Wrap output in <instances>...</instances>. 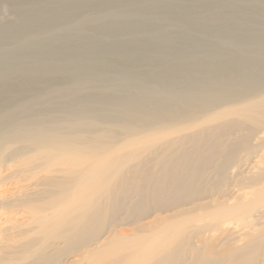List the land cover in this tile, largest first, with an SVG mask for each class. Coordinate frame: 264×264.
<instances>
[{"label":"bare ground","instance_id":"1","mask_svg":"<svg viewBox=\"0 0 264 264\" xmlns=\"http://www.w3.org/2000/svg\"><path fill=\"white\" fill-rule=\"evenodd\" d=\"M85 13L100 38L86 27L52 66L0 72V264H264V0H0V39ZM160 23L238 53L118 72L188 50L135 38ZM228 228L242 243L217 252Z\"/></svg>","mask_w":264,"mask_h":264},{"label":"rangeland","instance_id":"2","mask_svg":"<svg viewBox=\"0 0 264 264\" xmlns=\"http://www.w3.org/2000/svg\"><path fill=\"white\" fill-rule=\"evenodd\" d=\"M221 1H223V0H221ZM210 8H211V6H210ZM205 9H207V11L205 10ZM208 10H210V9H208V7L207 8H201L199 11H200V14H202V15H205V12H209ZM199 11H197V12H199ZM206 13V14H207ZM86 14V15H85ZM84 15H82L83 17H80V19H77V22L76 23H78V24H76V23H72V24H66V23H60L59 25H57V27L55 28V26L53 27H47L46 28V30H44V32L41 34V33H36V34H34V33H31L30 34V37L28 36L26 39H24L23 37H21V38H17V40L16 39H13L12 41H14L15 40V42L12 44L10 41L11 40H8L7 41V39H4V41H2L3 40V38H1L0 39V52H1V56H0V64H1V68H0V72H8V73H11V72H13V73H15V75H19V73L21 74V71H22V73H25V70H27L28 68H32L33 66H34V68L36 67H38L39 68V66L38 65H43L44 67L45 66H47V65H49V64H51L50 66H52L53 64H54V62L57 60L58 61V56L57 57H55V54L57 55V50L59 49V47L62 45V44H64L65 45V40L67 41L66 43L72 48V47H75L74 46V44H78V42L79 43H82L83 41H85V40H87L88 38H86V34H87V32L89 31L90 33H95V34H93L94 35V37H92L93 35L91 34L90 35V37H92V38H95V39H98V38H100V36H98L99 34L98 33H96L94 30H93V28L91 29V21H90V17L93 15V14H91V13H85ZM91 14V15H90ZM199 14V13H198ZM88 16V17H87ZM85 17H87V18H85ZM86 19H87V21H86ZM125 21H127V20H125V19H123L122 20V22L123 23H126ZM79 22H82V23H79ZM84 22H86V24H84ZM62 24H63V26H62ZM65 24V25H64ZM87 24H89L91 27L89 28V26H86ZM161 25H162V23H160ZM62 27H61V26ZM67 25V26H66ZM68 25H70V26H68ZM72 25V26H71ZM66 26V27H65ZM77 26V27H76ZM79 26H81L80 28H79ZM84 26V27H83ZM158 26L160 27V28H158ZM163 26V27H162ZM162 26H160V25H157L156 26V28L158 29V31H151V30H149L148 32L147 31H145V32H142V33H140L139 34V36H137V37H135L136 39H140L141 37H144V36H146L147 34L149 35V36H152V37H154L153 39L155 40V42H153V44H152V46L153 47H151V51H154V49L155 48H158V49H160L159 47L161 46V45H163V44H166V45H172L173 47H174V44H175V46L176 47H179V49H181L182 48V50H183V46L185 45L186 47H188V50H183V52H182V56H181V53H179V52H176L175 54H173L174 55V57H173V55L172 56H169V57H164V58H162L160 61H159V64H157L156 65V67H155V65H151V64H149L147 61L146 62H143V63H141L140 64V66L142 65V68H140L139 67V70L141 69V71L143 70V72H141V71H139L138 73L136 72L137 70H138V67L136 66V65H134V64H130V65H126V66H128L127 68H126V66L125 67H121L120 68V70L118 71V72H121V70L123 69V71H122V73H124V72H126L127 73V76H129V73L131 72V74H130V76H132L133 78H135L136 76L139 78L138 80H141L140 79V77L141 76H143V74L144 73H146V72H150V73H156V72H158V67H161L162 68V66H168V65H172V64H174L175 62H177V61H179L181 58H183L184 56H185V52L186 51H189V54H191L192 53V55H196L195 57H197V56H203V57H206L207 56V54L209 55V54H215V52L216 53H219L220 52V50H221V52H224V54H226L227 52V54L226 55H230V54H235V53H238V52H236V51H238L237 49H233V48H230V49H228V48H224L222 45H218V41L215 39V38H212V36H209V35H207L206 36V34L205 33H203V32H198L197 34L195 33V34H193V36H189L190 35V33H189V31L187 30V29H183V28H181V29H179V26L177 27V29H176V27L174 28L173 26V28L172 27H169V28H166L167 26L166 25H162ZM164 26H166V27H164ZM71 27V28H70ZM73 27H76V28H73ZM86 27H87V29H88V31H87V29H86ZM250 26H248V28H249ZM53 28V29H52ZM59 28V29H58ZM65 28V29H64ZM67 28V29H66ZM68 28H69V30H68ZM82 28H83V30H82ZM166 30H164V29ZM172 30H171V29ZM47 29H48V32H47ZM52 29V30H51ZM58 29V30H57ZM71 29H72V31H71ZM74 29V30H73ZM80 30L81 29V32L79 31V34L77 35V31L76 30ZM161 29V31L163 32V30H164V33H162L163 35H164V37L166 38H164L163 37V35L162 34H160V30ZM168 29V30H167ZM174 29V30H173ZM179 29V30H178ZM51 30V31H50ZM92 32H91V31ZM171 30V31H170ZM177 30V31H176ZM184 30V31H183ZM46 31V32H45ZM64 31V32H63ZM67 31H68V34H66L67 33ZM94 31V32H93ZM169 31H170V33H169ZM180 31V32H179ZM181 31L182 32H184V33H181ZM52 32V33H51ZM61 32V33H60ZM66 32V33H65ZM75 33L74 35H72V34H70V36L68 37L67 35H69V33ZM151 32V33H150ZM155 32H158V33H155ZM55 33V34H54ZM62 33H64V34H66V37L64 36V34H63V36H62ZM81 33V34H80ZM86 33V34H85ZM123 33V32H122ZM118 34V33H116V34H113V35H111V34H109L108 35V37H107V39L109 40H115V39H119L120 37L119 36H124L123 38H132L133 36H136V35H133V34H131V33H123V34ZM153 33V34H152ZM166 33H168L167 35H166ZM200 33L202 34V35H200ZM38 34V35H37ZM46 34V35H45ZM48 34V35H47ZM51 34V35H50ZM82 34H85V35H82ZM125 34V35H124ZM157 35V37H156V35ZM171 34V35H170ZM181 34H183V36H185V43H183V42H181V44H180V42H178V37L177 36H181ZM187 34V35H186ZM33 35V36H32ZM49 35H50V37H49ZM57 35V37L58 38H56L55 36ZM115 35H117V36H115ZM130 35H132V36H130ZM138 35V34H137ZM162 35V36H161ZM172 35H174V36H172ZM34 36H36V37H34ZM42 36H45L46 38H44V37H42ZM47 36H48V38H50V40L52 41V39H53V42H51V41H49V43H48V38H47ZM54 36V38H52ZM63 38H62V37ZM73 36V37H72ZM75 36H79V37H81V38H79L78 37V39H77V37H75ZM83 36H85V37H83ZM113 36V37H112ZM141 36V37H140ZM187 36H189V37H187ZM197 36V37H196ZM199 36V37H198ZM205 36V37H204ZM61 37V38H60ZM139 37V38H138ZM161 37V38H160ZM172 37V38H171ZM175 37V38H174ZM177 37V38H176ZM200 37H201V39H204V40H201L200 39ZM208 37H210V38H212V40L210 39V41H209V39H208ZM34 38V39H33ZM43 38L45 39V40H43ZM68 38H70V40H72L71 42H70V40L68 39ZM72 38V39H71ZM73 38L75 39H77V41L75 40V42L73 41ZM159 39V40H162L163 41V44H162V41H159V40H157V39ZM169 38H171V39H169ZM198 38V39H197ZM28 39V40H27ZM32 39V40H31ZM36 39V40H35ZM56 39H58L57 41H58V44H57V42H56ZM61 39V40H60ZM63 39V40H62ZM65 39V40H64ZM85 39V40H84ZM18 40H20V41H18ZM21 40H22V42H21ZM24 40V41H23ZM30 40V41H29ZM39 42H38V41ZM46 40H47V43H46ZM83 40V41H82ZM166 42H165V41ZM189 40V41H188ZM7 41V42H6ZM26 41V42H25ZM32 41V42H31ZM42 41H44V42H42ZM60 41V42H59ZM61 41H63V42H61ZM68 41L70 42V44L68 43ZM81 41V42H80ZM175 41V42H174ZM193 41H197L196 43L195 42H193ZM199 41V42H198ZM202 41V43H200ZM212 41H215V42H212ZM6 44H5V43ZM10 42V43H9ZM20 42V43H19ZM28 42H30L29 44H28ZM169 42H173L172 44L171 43H169ZM209 42L211 43V45L209 44ZM8 43V44H7ZM16 43L18 44L17 46H16ZM24 43V44H23ZM32 43V44H31ZM39 43V44H38ZM43 43H45V44H43ZM51 43L53 44V45H51ZM59 43H61V44H59ZM71 43L73 44L72 46H71ZM184 45H183V44ZM204 43V44H203ZM214 43H215V45H214ZM2 44H5L4 46L6 47L5 49H4V51H3V49H2ZM12 44V45H11ZM23 45V46H21V45ZM26 44V45H25ZM38 45V47H37V45ZM47 44V45H46ZM56 44L58 45V46H56ZM11 45V46H10ZM33 45V46H32ZM35 45V46H34ZM42 45H44V47L46 48V52L44 53L47 57V59L50 61V62H48L47 61V59L45 58V55H43L42 56V54H43V52H40V48H39V46L40 47H43ZM47 47H46V46ZM49 45V46H48ZM158 45V46H157ZM200 45H201V47H200ZM218 45V46H217ZM10 46V47H9ZM16 46V47H15ZM22 48H20V47ZM24 46H25V49H27L26 51L25 50H23L24 49ZM28 46V47H27ZM54 46V47H53ZM68 46V47H69ZM213 46H215V47H213ZM30 47H32V48H30ZM44 47L43 48H41L42 50H45L44 49ZM51 47H53V48H51ZM155 47V48H154ZM175 47V48H176ZM192 47H193V50H192ZM210 47H211V49H210ZM9 48V49H8ZM18 48V49H17ZM29 48V49H28ZM37 48H39V51L37 50ZM48 48L49 49H52V50H54V51H49L48 50ZM194 48H196V49H194ZM198 48V49H197ZM200 48V49H199ZM203 48V49H202ZM224 48V49H223ZM8 49V50H7ZM17 51H16V50ZM31 49V50H30ZM33 49V50H32ZM36 49V50H35ZM158 49H156V52L158 51ZM211 51H210V50ZM216 49H218L217 51H216ZM220 49V50H219ZM225 49H226V51L227 50H229V51H225ZM24 51V53H23V51ZM63 50V49H62ZM201 52H200V51ZM208 52H207V51ZM232 50V51H231ZM235 50V51H234ZM8 51V52H7ZM13 51V52H12ZM19 51V52H18ZM30 51H32V53L30 52ZM39 52L40 53V56H39V53L37 54L40 58H42V59H40L37 55H35L33 52H35V53H37V52ZM195 51V52H194ZM198 53H197V52ZM209 51L211 52V53H209ZM230 51H231V53H230ZM9 52L12 54V58H9V56H11V54H9ZM22 52V53H21ZM27 54H26V53ZM52 52V53H51ZM155 52V51H154ZM3 53H6V54H8V55H6V54H3ZM14 53V54H13ZM18 53V55H20L19 57L21 58H19V57H17L15 54H17ZM180 55H179V54ZM194 53V54H193ZM241 53V52H240ZM242 53H245V54H251L250 53V51H248V50H245V51H242ZM23 54H25V55H23ZM48 54V55H47ZM178 54V55H177ZM200 54H202V55H200ZM204 54V55H203ZM6 55V56H5ZM29 55H31L30 57L31 58H35V60H33V59H30V57H29ZM35 55V56H34ZM52 55H53V57L54 58H57V59H55V60H53L54 58H52ZM6 58H4V57ZM22 56V57H21ZM27 58H26V57ZM37 56V57H36ZM180 56V57H179ZM26 58V60H25V58ZM116 57H118V56H116ZM4 58V59H3ZM14 58V59H13ZM30 60H29V59ZM3 59V60H2ZM9 59V60H8ZM37 59V60H36ZM46 61H45V60ZM114 60H116V58H113ZM163 59H165V61L163 60ZM9 62H8V61ZM11 60V61H10ZM22 60V61H21ZM29 60V61H28ZM34 62H33V61ZM41 60V61H40ZM42 60H44L45 61V63H44V61H42ZM114 60H110L111 62L112 61H114ZM162 60H163V62H162ZM167 60H169L168 62H167ZM175 60V61H174ZM36 61V62H35ZM209 61V60H208ZM15 63V62H17V63H15L14 65H13V63ZM20 62H21V64H20ZM31 62V63H30ZM5 63V64H4ZM36 63H39L38 65L36 64ZM47 63H49V64H47ZM53 63V64H52ZM132 63V62H131ZM9 64V65H8ZM11 64V65H10ZM25 64V66L23 67V65ZM33 66H32V65ZM7 69H3L4 67ZM16 65H20L19 66V68H17V66ZM22 65V66H21ZM29 65V66H28ZM41 65V67H43ZM144 65V66H143ZM130 66L132 67V68H130ZM137 67L136 69L135 68H133V67ZM148 66V67H147ZM3 67V68H2ZM16 67V68H15ZM21 67H23V69L21 68ZM148 70H145V68ZM25 68V69H24ZM27 68V69H26ZM77 68V69H76ZM74 70H80L79 71V75L81 76V74L83 73V72H85V73H83L82 74V76H81V78L82 79H84L83 81H86V80H94L95 78V82H99L100 83V80H102L101 78H103V77H98L97 75H95V74H92V73H90V72H86V71H84V69L82 68V69H79V67H76ZM10 69V70H9ZM11 69L13 70V71H11ZM15 69V70H14ZM108 68L107 67H105V68H103L101 71H105L106 73H105V78H107V79H103L101 82H103L104 80L105 81H107V82H105L104 84H106V83H108L109 81L111 82V80H113V78H114V75H110L108 72V70H107ZM126 69V70H125ZM132 69H134V70H132ZM17 70H18V72H17ZM130 70V72L128 73L127 71H129ZM136 70V71H135ZM15 71V72H14ZM20 71V72H19ZM108 71V72H107ZM145 71V72H144ZM81 73V74H80ZM87 73V76L88 77H86L85 76V74ZM100 73V72H99ZM132 73H134V74H132ZM137 73V74H136ZM107 74H108V76H110V78L107 76ZM126 76V75H125ZM86 77V78H85ZM94 77V78H93ZM113 77V78H112ZM90 78V79H89ZM98 78V79H97ZM109 78V79H108ZM134 80H137V78L136 79H134ZM109 82V83H110ZM126 89V88H125ZM237 230H239V228H236V230H233L232 228H228L224 233H219L218 235H216L213 239L215 240L214 241V243H215V245H216V249H217V252H221V249H222V242H229L230 244H234V243H236V244H234V245H238V244H241L242 243V241H239V240H237L238 238H241L242 237V235H241V232L242 231H239V232H237ZM229 238V240H226V239H223V238ZM232 238V239H231ZM220 242V243H219Z\"/></svg>","mask_w":264,"mask_h":264}]
</instances>
